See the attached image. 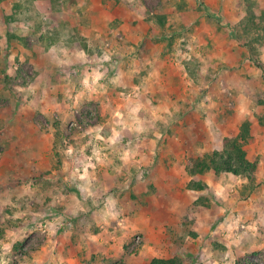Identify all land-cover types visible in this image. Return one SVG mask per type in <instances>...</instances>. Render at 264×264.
Returning a JSON list of instances; mask_svg holds the SVG:
<instances>
[{
	"label": "rangeland",
	"instance_id": "374dc122",
	"mask_svg": "<svg viewBox=\"0 0 264 264\" xmlns=\"http://www.w3.org/2000/svg\"><path fill=\"white\" fill-rule=\"evenodd\" d=\"M251 1L108 0L104 8L113 13V20H100L91 39L80 33L91 25L85 13V17L81 11L77 15L76 10L84 7H77L76 0H0V264H45L41 246L49 230L38 191L18 193V198L15 193L40 186L39 176L46 171L35 158L39 140L52 145L51 169L61 164V156L84 158L90 151L82 145L101 137L113 140L114 150L122 139L131 148L135 137H150L152 131L165 139L209 142L213 138L209 143H218L220 124L234 128V65L229 63L236 48L254 60L260 72L252 96L254 103L264 105V14L255 17L248 8ZM233 7L235 23L224 14ZM158 16L164 17L163 25ZM212 30L219 34L218 47L210 43ZM144 57H165L179 69L168 73L164 67L161 74L156 72L161 79L155 81L157 77L148 76L150 64H142ZM227 68L232 73H225ZM180 93L195 96L189 113L164 116L153 111L159 100ZM215 104L216 114L215 110L202 114L200 107L213 109ZM20 105L38 110L48 106L49 111L33 114L34 127H18L17 120L24 118ZM204 117L208 123L201 122ZM170 123V128L165 127ZM213 150L210 147L208 152ZM203 154L173 161L187 166ZM148 173L144 170L141 176L144 205V196L156 190L151 180L157 177ZM263 183L262 174L255 173L249 182L222 173L205 183L207 188L199 196L176 192L174 196L186 203L171 202L163 246L177 248L171 257L182 264H264ZM154 207L157 215L158 204ZM123 222L122 217L115 227ZM145 240L146 234L134 232L125 250L134 253ZM152 241L153 245V237ZM49 242L54 246L53 240ZM161 244L151 248L155 254Z\"/></svg>",
	"mask_w": 264,
	"mask_h": 264
},
{
	"label": "crops",
	"instance_id": "0c3cea01",
	"mask_svg": "<svg viewBox=\"0 0 264 264\" xmlns=\"http://www.w3.org/2000/svg\"><path fill=\"white\" fill-rule=\"evenodd\" d=\"M76 1L77 7H84L83 10H76L77 15L80 11L82 16L85 13L90 18L92 28L91 30L89 26L85 29L82 28L81 31L79 30L82 35H88L91 38L100 20H113V13L104 8L106 4L104 2L108 0ZM248 8L253 11L255 17L259 18L264 14V0H256V2L252 0ZM236 11L233 7L230 12L227 9L226 12L224 10V14L232 16L235 23ZM77 23V27L81 29L82 23L79 21ZM261 27L264 32V24ZM212 32L210 36L213 40L210 43L218 47L219 34L215 30H212ZM241 51V48H236L234 50V61L229 63V65H234V128L229 123H219L221 139L218 143L214 140L209 143L211 142L210 139L213 138H208L209 142H205L202 138L195 139V141L191 139L179 140L177 137L165 139L160 137L159 132L152 131L153 135L150 137H135L134 146L131 148L126 147L128 144L122 139L121 142L117 143L119 146L114 150L110 148L113 140L101 137L102 140H89L82 145L87 151H90L87 155H83L84 158H78L76 154L70 156V158L69 156L67 158L61 156V164L59 163L58 167L51 169L52 145L46 146L47 144L44 141H38L40 147L37 151L38 156L35 158H39L40 167H43L46 171L39 176L40 186L35 187V189L26 188V191L15 190V193L31 194V191H38L39 202H41L43 214L45 215L44 219L47 220L49 230L48 239L41 246L43 249L41 257L44 259L45 264H52L51 261L53 264H147L153 257H171L177 251V248L163 246L162 237L168 238L167 231L164 232V225H168L170 222L168 215L173 212H170L171 209H169L171 208V202L174 200V202H179L180 205L186 203L174 194L183 190L187 194L199 196L203 190H206V184V188L195 190L188 187L186 189L187 183L190 180L199 178L208 184L216 175L212 170H207L203 175L191 176L183 171L186 168L184 163H176L173 159L175 157L177 161L189 159L200 152H208L210 147L211 149L220 150L223 143L222 135H237L240 131V124L245 121L250 123V137L245 145L247 156L251 160L258 158L256 175L262 174L264 176V105L254 103V97L252 96L255 87H258L257 82L259 83L260 72L255 67L254 60L250 59L249 61V59H246L241 55ZM215 56L217 59L218 54ZM142 64H150L152 72H148V76L157 77L155 81L161 79L157 75L161 74L164 67H167L166 71L168 73L172 72L173 68L179 69L177 64L165 57H152V59L144 57ZM155 66H159V68L155 69ZM156 72H158L157 75ZM42 73H45V76L49 74L47 69ZM225 73L230 74L232 72L227 68ZM44 81H48V75ZM142 92L143 95L144 91ZM67 94L68 97H79L78 94ZM262 97L264 98V94H262ZM194 98L193 94L167 95L162 102L158 99L159 103L153 108V111L157 114H164V116L188 112V109L193 106ZM214 98L216 99V96ZM216 102L211 101L210 104ZM217 104L213 106V109L205 106L200 107V110L202 114L213 113L215 110L216 114ZM38 109L33 105H20L18 110L21 113L24 112V118L23 122L18 119V125L16 126L34 127L33 114L49 111L48 106H42L40 110ZM207 119V117H204L201 122L208 123L209 119ZM105 126L103 125L102 128ZM170 126L171 123L165 125L167 128H170ZM157 128H159V125H157ZM213 128L217 129V124L216 127L213 125ZM230 129H234V133H231ZM164 141H166V144H163ZM164 145L165 147H163ZM166 146H169V148H166ZM81 159L82 164H80L81 161L79 162ZM144 170L149 171L148 174L151 178L157 177V179L151 180L156 190L144 196V201H147L146 205L143 204L144 181L141 179ZM160 177L164 179H158ZM177 177L182 179H175ZM238 177L234 176V179ZM261 187V193L264 194V183ZM171 196L173 198L170 199ZM246 201L239 202L246 204ZM157 204L160 208L157 207L159 213L156 215L153 210ZM122 217L124 220L123 226L115 227V223ZM157 229L158 236H154L153 231L155 233ZM134 232H143L146 234V240L138 251L130 253L125 249L130 236ZM152 237L154 239L153 245ZM51 240L54 241V246L49 242ZM159 242L162 243L157 247L159 254H155L154 249L151 248ZM190 250L193 251L194 249Z\"/></svg>",
	"mask_w": 264,
	"mask_h": 264
},
{
	"label": "trees",
	"instance_id": "16d2710c",
	"mask_svg": "<svg viewBox=\"0 0 264 264\" xmlns=\"http://www.w3.org/2000/svg\"><path fill=\"white\" fill-rule=\"evenodd\" d=\"M164 17L158 16V23L163 25ZM250 137V123L245 121L240 126L237 135L224 136L223 146L220 150L204 153L191 159L186 166L189 175H203L207 170H212L215 174L227 173L232 176H240L249 182L255 179L257 162L247 156L245 145ZM190 189L201 190L205 187V182L200 180H190L187 183ZM197 203V202H195ZM147 264H182L178 257H153Z\"/></svg>",
	"mask_w": 264,
	"mask_h": 264
}]
</instances>
